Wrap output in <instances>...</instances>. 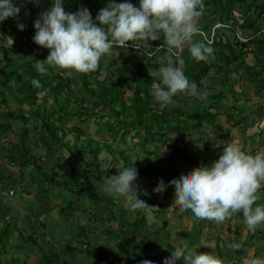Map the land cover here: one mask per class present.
I'll return each mask as SVG.
<instances>
[{
	"label": "trees",
	"instance_id": "trees-1",
	"mask_svg": "<svg viewBox=\"0 0 264 264\" xmlns=\"http://www.w3.org/2000/svg\"><path fill=\"white\" fill-rule=\"evenodd\" d=\"M81 1H86L88 4L87 8L93 20H95L98 10L105 7L109 2V0ZM128 1L135 6H139V0ZM113 2L120 3L124 2V0H113ZM64 3H68V0H63L64 10L73 12V10L65 7ZM203 3L204 10L199 18L200 33L196 39L208 40L212 36L211 46L214 52L207 61L202 62H197L192 59L187 48H185L182 54L185 75L190 81L196 83L200 93L204 89L209 90L207 95H202L203 97L195 96V98H198V102L200 101L198 106H186L184 100L192 98L182 95L174 97L175 104L163 106L154 100L151 95L152 88L146 87L141 89L139 87L141 85L137 84L134 78L128 74L130 68L135 73L145 74L146 72L151 73L157 71L162 63L167 64L169 59L170 55L164 51H159L149 58L141 51H136L129 47L127 49H114L112 56L102 58L99 68L89 74L68 73L55 68H48L47 74L42 75L36 71L35 65L37 60H44V58H38L34 62L32 60L26 62L24 66L25 70L22 73L19 70H15L12 76L15 78L14 84L18 85L16 86L17 98L14 100L17 107H15V110L8 112L9 119L11 121L12 119L15 120L12 122H16L18 120L14 117L17 114L16 112H26L20 109L19 105L27 103L28 106L32 107L28 110L31 118H26L24 115L19 116V118L24 124L30 125L32 129L25 130L21 141L23 137H27L34 130L37 134H43L49 138L51 148L55 153L59 154L60 158H63L61 152L63 148H73L77 161L73 165L69 164L67 170H65V174L69 176L68 181H73L75 184L69 189L65 187V190L70 192L74 198H80L83 182L84 184L90 185V179L94 175L97 178L107 172L117 175L116 168L111 166L114 163H121L120 170L123 167H132L131 155L126 154V152H141L144 155L152 157V160L145 162L146 165L144 168H140L142 178L138 176L133 183L137 186L138 199L149 203V206L153 207L150 212L132 210L134 216H136L135 221L132 223L136 228L144 227L148 216L154 218L159 217L161 228L156 231V235L159 231L168 227L163 200L171 196H169L168 187H166L165 191L160 193L157 200L151 199L148 193L147 195L143 194L147 192L142 187L143 180L147 181V185L156 187L158 181L161 179L163 181L166 180L169 184L171 180L178 179L183 173L195 167L211 166L209 162L210 158H208L209 153H217L223 149L222 146L216 147L215 145L225 140L232 142L233 138L231 137L230 128H242L246 120V115L244 114H240L237 116L238 118H235L228 113L229 110H233L238 114L237 110L244 108L243 106L240 108L235 106L238 95L233 90V86H226L228 85L230 75L232 72L241 74L245 70L246 73H250L254 84H261L264 81V23H262V20H264V0H203ZM34 4L33 2L29 5L31 8L30 12L31 14H38L36 8L33 6ZM18 21L16 18L15 22ZM8 22L13 23V27L17 29V26L14 25L13 18L6 19L5 23L9 24ZM218 24H221L220 27L215 28ZM225 31L227 32L226 34ZM157 43L163 44L162 36L157 41H149L146 45L147 51L152 52L153 46ZM247 59H253L255 66H248ZM252 68L253 70L251 71L253 72L250 71ZM34 81H38L39 83L36 84ZM208 81L212 82L213 85L208 84ZM72 86H79L78 94L75 95L73 93ZM255 87L258 88L256 90L258 93H262L264 90L263 85ZM45 90L53 98V106L50 110L41 107V105L36 107L38 93L44 92ZM127 92H130L129 96ZM0 98H2V101L6 99L1 93ZM228 99L234 102L232 107L227 106L229 105ZM54 108L55 113L52 111ZM73 108H75V111H73ZM221 113H226V117L230 119V124L228 122L230 128H225L223 123H220L219 116ZM70 115L76 116L79 122L78 124H72L71 129L64 126L66 118ZM87 121L89 123L93 121L97 125L96 133L106 135V140L102 142L97 141L87 134L84 138L85 140L83 139L80 145L77 146L83 133H86L88 128L86 126ZM10 124V121H7L5 124H0V130L3 134L10 131ZM67 131L74 133L75 143L73 147H70L65 142ZM175 137H179L181 140H175ZM109 140L112 143L124 145L125 149H115L108 142ZM128 140L135 141V143L128 144ZM83 142H85V145L82 144ZM198 144H202V149L198 148ZM135 148H137L136 151ZM23 150L26 156L31 152L29 147L27 150L26 148ZM164 150H166L169 160L162 158V152ZM107 156L108 158H106ZM30 160H32L34 166L40 167L37 164L36 158L33 157ZM24 161V166L29 164L28 159ZM167 161L177 164L178 168L183 165L184 167L180 168L181 171L177 173V170L175 168L173 169ZM106 163H108V166L105 168ZM52 173H46L44 180L49 185L63 188L67 180L59 182V174L55 171ZM0 180H3V178ZM29 183L33 184V182ZM2 191L7 190L6 188L5 190L0 188V193ZM11 191L14 192V190ZM45 191L46 189H42L41 192L44 194L48 192ZM259 192H264V187ZM0 196L2 195L0 194ZM259 197L260 199L256 203L264 205L263 196L259 195ZM42 199L44 202H50L48 198ZM70 208L71 203L64 208H60V212L66 213V211L71 210ZM236 220L244 221L242 213L234 214L233 217L225 220V222H228L229 225ZM10 225H4L3 234L5 235V239H0V253L4 251L2 247L4 244L3 240L9 242L14 231L19 230V234L23 235L20 229L15 230L13 227V230H10ZM78 227L75 231V239L80 240V243H77L84 246V248H77L79 249L78 253L81 255L77 258V263L75 261L72 262L74 264H100L104 262L105 255L111 252L102 254L99 253L100 248L96 247L93 248L96 251H90L89 247L91 242L87 234H94V232H87L84 225ZM107 231L109 233L110 229ZM254 231L257 233V237L264 239V226ZM33 235L35 234L32 233L21 237L22 248H26L29 252L32 250L31 247L40 250L42 254L40 263L36 261L35 264H70L71 260H67V256H61V258L57 253L53 252V249L44 253L45 250L41 246L42 242L37 236L35 239ZM125 240L123 237L119 238L118 250L113 254V256L116 255L114 259L117 264H142V261H150L161 257V254L157 255L159 252L155 253L152 249L153 247L154 249L160 247L159 244H161L159 241L158 244L157 241L155 243V238L144 240L141 248L135 246L136 249H131V245H128V249L121 250V246ZM220 240L221 238L219 237L217 242H220ZM238 242L239 238L237 236L234 243L238 244ZM262 244L263 247L258 249V254H254V257L264 256V241ZM219 250L218 253L220 254L221 250ZM78 253L76 256H78ZM233 256L236 258V262H241L242 264L243 260L238 259V257L240 258L239 251H232V256L230 257ZM91 258L96 260H92L93 262L91 261L92 263H89Z\"/></svg>",
	"mask_w": 264,
	"mask_h": 264
},
{
	"label": "clouds",
	"instance_id": "clouds-1",
	"mask_svg": "<svg viewBox=\"0 0 264 264\" xmlns=\"http://www.w3.org/2000/svg\"><path fill=\"white\" fill-rule=\"evenodd\" d=\"M203 10V0H139L138 7L128 0L120 3L109 0L93 20L83 6L76 12H67L63 0H52L50 9L40 13L33 23V42L49 50L46 59L37 60L35 69L42 75L47 74L48 68L89 74L99 68L102 58L111 57L114 49H127L129 44L141 48L162 36L163 44L156 48L166 46L171 55L167 64L162 63L150 73L157 81L151 92L154 100L169 106L176 103L177 96H202L204 93L198 91L196 83L185 75L182 54L187 48L192 59L202 62L214 52L211 40L196 39ZM19 12L20 6L14 0H0V22L18 18ZM16 26L20 31L25 27L19 22ZM11 44L13 47L8 48L17 50L14 42ZM198 146L202 149V144ZM215 146H222L223 153L211 166L195 167L169 182L175 190L173 202L190 210L198 220L222 223L233 214L242 213L249 230L264 226V205L256 203L260 199L258 192L264 187V150L248 153L237 142L221 141ZM137 177L134 167H123L117 175L105 178L107 191L124 198L133 210L150 212L153 206L138 199L133 183ZM166 187L161 179L153 192L163 193ZM230 247L240 249L239 244ZM178 260L183 264H222L214 253L183 246L172 250L162 264H175ZM142 264L151 262L145 260ZM250 264H264V257L253 258Z\"/></svg>",
	"mask_w": 264,
	"mask_h": 264
},
{
	"label": "rangeland",
	"instance_id": "rangeland-1",
	"mask_svg": "<svg viewBox=\"0 0 264 264\" xmlns=\"http://www.w3.org/2000/svg\"><path fill=\"white\" fill-rule=\"evenodd\" d=\"M83 2L84 1L80 0V4L78 6L81 7L83 5ZM262 23H264V20H262ZM226 33L227 32L225 31V34ZM7 38L9 39V37ZM10 42L9 41L5 42L2 39V37H0V45L5 44V48H4L5 51H6V48L13 47ZM15 48L18 50L17 46ZM19 49H21V47ZM41 50L42 49L39 50V53L41 52ZM11 51L13 50H10L9 54L11 53ZM26 53L29 54L28 52ZM45 53H49V52H44L42 54H45ZM44 59H46L45 55H44ZM247 61L250 62V59H247ZM128 74L132 78H134L137 84L141 85L139 86L141 89H144L146 87H150L153 89V87L157 83V81L154 78H152L150 76V73L148 72H146L145 74L135 73L133 69L130 68L128 71ZM208 84H212V82L208 81ZM16 86L18 85L14 84L13 86H7V87L0 86V92L2 96L6 97V99L12 103L11 108L13 110H15L14 100L17 98ZM78 89H79V86H72V91L75 95L78 94ZM208 92H209L208 89L206 90L204 89L202 93H204V95L205 94L207 95ZM49 94L50 93H48L47 90H45L44 92L38 93L37 95L38 100L36 101V104L41 105V107H44L50 110V108H52L53 106V98ZM127 95L129 96L130 92H127ZM191 98L192 99L187 98L186 100H184L185 105L191 106V107L198 106L200 103V101L198 102V98H195V97H191ZM239 98L240 97H238L237 99ZM30 108L32 107L31 106L28 107L25 104H23V106L20 105V109L25 110V111L29 110ZM52 111H54L55 113V108ZM73 111H75V108H73ZM16 113L17 114L14 117L18 119L17 122H12L15 120L12 119L11 121L8 117L4 121V123H2V124H5L7 121L11 122L10 131L6 133V138H5L6 140L3 139V141L4 140L6 141V143L4 144L1 142V139L5 134H3V132H1L0 130V153H1L0 161L1 159H3L4 161L3 165L0 166V179L3 178L4 185H7V187H12L14 189H17L13 195H7L3 197L0 196V198H2L1 206L5 208L2 211H0V221L1 220L5 221L3 224L0 223V239H3L5 237V235L3 234L4 227H5L4 225L9 224L11 222L13 223H11L10 225V228H11L10 230H13V224L18 225L21 232L22 231L24 232L22 236L24 237L28 235V226L30 223H33L32 218L29 217V215L28 216L24 215V212L28 210L34 216L35 218L34 222L36 223L37 221L36 225H38L39 223L41 224V226L39 227L37 237L44 235V237H46V241L49 240V242L51 243L50 251L53 249V252L57 253L59 257H61L60 254L63 250V247L72 248L75 246L76 249L78 247H80V249L84 248V246H81L80 244L77 243V242L80 243V240L78 241L75 239L76 228L77 226L81 227V225H84L87 232H90V231L94 232V234H91V233L87 234L90 237V242H91V245L89 247L90 251L92 252L96 251L93 249L94 247H96V248H100L99 253L107 254L109 251L111 252L108 255H105L106 258L104 262L100 264H110V263L117 264V262L114 259L116 258V255L113 256V254H115L114 252H117L118 250L117 246L119 245V238L121 237L126 239L121 246L122 248L121 250H124L127 245H132L131 249H134V248L136 249L135 246L141 248L144 240L146 239L151 240L157 237L155 235V232H156L155 229H160L161 224L159 223L158 227L155 228L154 225L158 224L156 219L152 218L151 216H148L145 221V226L136 228V226L133 225L132 223L133 221H135V218H136V216H134L133 214V211H132L133 209L129 206L128 203L125 202L124 198L107 191V183L105 181V178L114 176L113 173L107 172L101 175V177L99 178H97L96 175H94V177L90 179L91 181L90 185H87L86 183L84 184V182L81 181L83 182V184H82V188L80 191V198H77V197L74 198V196L70 194V192L66 191L65 187L69 189L73 187L75 184L73 181H68L69 176H66L65 174L66 173L65 170H67L69 164L73 165L74 162L77 161L76 156L74 155L73 148L72 149L63 148V150L61 151L63 158H60L59 154L55 153L53 149L48 145L49 138L43 134H39L38 138H36L33 135H28L27 137H23L21 141V137L23 135V133H21L23 128L21 127L23 126L24 128H28V129H32V127L28 124H24L23 122H21L19 116L24 115L26 118H29V119L31 118V116L27 112L21 113L17 111ZM219 120L224 124L226 128H229L228 124H226L223 120H221V118ZM74 123L78 124L79 123L78 119L76 116L70 115L69 117L66 118V123L64 124V126L66 128L71 129L72 124ZM86 126H88L86 133H83L81 139H79L78 141L77 146L80 145L81 141L87 136V134L93 137L97 141L102 142L106 140V135L96 133L95 130H96L97 125L93 121L90 123L89 121H87ZM235 129L237 131L241 130V128H235ZM12 134L17 136V139L9 140L8 138ZM8 141L11 142L10 145H8ZM65 142H67V144L70 147L74 146L75 138H74L73 132L67 131ZM108 142H110L115 149L117 148L125 149V146L122 144L112 143L111 140H109ZM132 142L135 143V141L128 140V144H133ZM82 144L85 145V142H83ZM11 146H14L13 153L15 152L16 149L22 150L26 148L27 150L28 147L30 148L31 152L27 156L25 154H23L22 156L18 154L15 156L16 159H13V157L10 156L9 154ZM44 147L46 148V152L44 150L45 149ZM198 148L200 147L198 146ZM136 150L137 148H135V151ZM40 153L44 155L42 157L43 158L42 162L39 161V157H38V156H42L40 155ZM126 154L131 155V161H132L131 165L137 170L139 178H142L140 174L141 173L140 168L141 167L144 168L146 165L145 162L152 160V157L144 155L141 152H138V153H135V152L127 153L126 152ZM209 154H210V157H213L214 155V153H209ZM101 156L103 157V155ZM31 157L38 158L37 164L38 166H40L39 168L34 166V164L32 163V160H30L32 159ZM106 158H108V156ZM162 158H164V160H169L168 159L169 157H167L166 150L162 152ZM25 159L29 160V164H26L24 166L23 163H25L24 161ZM66 160H69V161H66ZM170 165L174 166L177 172L178 171L180 172L181 170L180 168H183L182 166L178 168L177 164H174L172 162ZM107 166H108V163H106L104 167L106 168ZM111 166H113V168H116V171L118 173L120 170L121 163L120 162L114 163ZM12 168L17 169L19 173L15 174L14 171L10 170ZM54 171L59 174V177H58L59 182L67 180L63 188L57 187L55 185H49L44 180V175L46 173L53 174L52 172ZM9 179H11L12 182H9ZM16 180H19L20 184L21 183L24 184L25 188L20 189V186H16L15 184H13ZM103 181L105 182L103 183ZM29 182H33V184L25 185V183H29ZM147 184H148L147 181L143 180L142 187L144 188V190L147 191L151 199L157 200L159 198L160 193H154L153 189L155 188V186L151 187ZM165 184H167L166 181H165ZM170 187L172 188V189L170 188V192L174 195V191H173L174 187L173 186H170ZM42 189L44 190L46 189V191L48 192L44 194L43 192H41ZM25 192H29V193L25 194ZM42 198H48L49 201L52 202V203L47 202V201L44 202L43 200L46 210H43V207L42 205H40V203L38 205L36 204V202H38ZM69 203H71V208H70L71 210L69 211L65 210L66 213H61L60 208L62 207L64 208ZM146 204L149 205V203H146ZM165 204L167 205V208H168V203H165ZM47 205L49 206V208L47 207ZM6 208L17 210V212H19L20 218H18V216H15L12 218V220H9L7 216H4L6 213ZM169 208H171V206ZM41 210L46 211L48 215L46 219L41 218L42 216L39 217L40 216L39 212ZM177 212L179 213L178 210ZM166 213H168L169 216L167 214L165 215L168 218L169 222L171 223V221L174 220L173 218L174 215L170 213H175V210L169 211L168 209ZM184 217H186V215H184ZM36 218L38 219L36 220ZM190 220H193V219H190ZM181 221H184V220L181 219ZM181 221L176 222V223L177 224L183 223ZM202 222H203V225H205L202 229V232L205 233L210 230H214V227L211 228L207 226V223L203 220ZM25 225L27 226V229L24 228ZM213 225L215 226V228L218 227L219 230L220 229L222 230L223 237L227 235L225 238L234 237L233 230L235 227L240 229L241 232H244L245 229H242L241 227L246 226L240 220L233 221L232 229H230L229 234L227 233L224 234L227 230H229L228 222H225V221L222 223L213 222ZM109 229H110V232L108 233L107 230ZM169 230H170V227H167L166 229L160 231L158 237L159 238L165 237ZM169 236L170 235L168 234V237ZM33 237L36 239V234L33 235ZM168 237L166 240H168ZM256 241H258V239ZM3 242L4 244L2 247L4 248V251H2L0 255L1 264H34L31 261V258L36 259L35 261H37L38 260L37 256L39 258V256L42 255V254H39L40 250L38 248L31 247L32 250L30 252L27 251L26 248H22L23 246L22 237L19 234V230L13 232L12 236L9 239V242L7 240H3ZM172 245H174V242ZM152 249L154 250V247ZM77 250L79 251V249ZM44 253H46V250L44 251ZM163 253H165V251L160 250V252L157 255L163 254ZM80 255L81 254L79 253H78V256L74 255L73 259L76 263L78 262L77 258ZM92 260L93 258L89 260V263ZM95 260L96 259H94L93 261ZM163 261L165 260L162 258H159L160 264H162ZM70 264H74V263L70 261ZM151 264H153V262H151Z\"/></svg>",
	"mask_w": 264,
	"mask_h": 264
},
{
	"label": "crops",
	"instance_id": "crops-1",
	"mask_svg": "<svg viewBox=\"0 0 264 264\" xmlns=\"http://www.w3.org/2000/svg\"><path fill=\"white\" fill-rule=\"evenodd\" d=\"M33 2H28V0H14V4L19 5L20 6V12H19V16H18V22L19 23H23L25 25L24 30L20 31L18 29H15L13 27V23L8 22L9 24H6L4 20L3 22H0V37H2V39L5 42H14L15 47L17 46L18 50H13L10 48H6V51L4 50V46L3 44L0 45V86H13L14 85V77L13 73L15 70H19V72L22 73L23 70H25L24 66L26 62H29L30 60H32L34 62V60H37L38 58H44L47 57L48 53L42 54L44 52H49L48 49L41 48L38 45H36L33 40L32 37L35 34V29L33 28V23L36 19H38L40 13L50 9L51 5H52V0H38V2H34L35 4L33 5L34 8H36V11L38 14H31V8L29 5H31ZM80 4V0H68V3H64L65 7L69 8V10H73V12H76L78 10V8H80L78 5ZM39 5V7H38ZM83 7L87 8L88 4L86 3V1L83 2ZM37 8H39L37 10ZM88 9V8H87ZM14 19V25L16 26L18 22H15L16 18ZM15 32V33H12ZM9 37V39L7 38ZM21 47V49H19ZM41 50V52L39 53V50ZM10 50L11 53L9 54ZM27 50V51H25ZM26 52H28L29 54H27ZM255 62L253 61V59L250 60V62H247L248 66H252ZM253 70L250 69V71ZM253 72V71H251ZM17 74V73H16ZM243 74V75H242ZM242 75V76H239ZM26 79V78H25ZM24 79V80H25ZM254 81L251 79L250 77V73H246L245 70H243V72H241V74H235V72L230 75L229 77V82H228V87L233 86V90L236 92V94L238 95V97H240L239 99H237V104H235L236 107H244L241 110H237L238 114L235 113L233 110H229L228 113L231 114L232 116H234L235 118H238L237 116L240 114H244L246 115V125L245 122L243 123L244 126H242L241 130L237 131L235 128H229L231 129V137L233 138L232 142H237L238 144L241 145L242 149L244 148L245 152L248 153H252L255 154L258 151L264 150V90L262 91V93H258L256 92V90H258L257 87L255 86H260L263 85L264 86V81L260 83H253ZM255 82H260V81H255ZM214 86H220V85H214ZM1 93V92H0ZM6 98V97H5ZM4 98V99H5ZM228 101V106L232 107L234 105V102L230 99L227 100ZM15 104V107H17V104ZM26 106H28L27 103H23ZM22 104V106H23ZM12 103L9 102L7 99L2 101V98H0V124L3 123V121H5L8 118V112L12 111L13 109L11 108ZM20 106V105H19ZM39 106L36 104V107ZM29 107V106H28ZM28 113V110L26 111ZM221 118V120H223L226 124H230V119L226 117V113H221V115L219 116V119ZM229 120V121H228ZM17 122V121H16ZM220 123H222L220 121ZM11 125V124H10ZM224 125V124H223ZM225 127V126H224ZM23 128L21 133H24L25 130H27L28 128H24L23 126L21 127ZM226 128V127H225ZM240 128V127H239ZM236 130V131H235ZM243 132V133H242ZM11 133V132H10ZM30 135H33L35 137H39L35 131L30 132ZM6 134L2 137L1 142L4 144L6 143ZM3 139H5L3 141ZM9 140H15L17 139V136L15 135H10ZM180 139L179 137H175V140ZM181 140V139H180ZM225 144H227L229 142V140H225L223 141ZM231 142V141H230ZM252 143V144H250ZM11 142L8 141V145H10ZM16 144V143H15ZM7 145V146H8ZM48 145L50 146V144L48 143ZM45 146V145H43ZM14 146L10 147V151L9 154L10 156L13 157V159H16V155H20L22 156L24 154V150H18L16 149L15 152L13 153V148ZM51 147V146H50ZM45 148V147H44ZM30 150V148H29ZM46 152V148L44 149ZM6 151V150H5ZM7 152V151H6ZM223 153V149L220 152L214 153L213 157H209L210 160V164L212 165V163L216 160H218L219 156ZM34 154V153H33ZM40 155H42L40 153ZM42 156H38L39 157V161L42 162L43 157ZM0 158H1V153H0ZM36 161L38 162V158H36ZM48 161V159H47ZM166 162V161H165ZM4 161L3 159H1L0 161V166L3 165ZM167 163L171 164V161H167ZM184 167V165L182 166ZM172 168L174 169V166H172ZM12 171L15 172V174H18L19 171H17V169H10ZM181 171V170H180ZM179 173V171L177 172ZM166 181V180H165ZM165 181L164 184H165ZM9 182H12L11 179H9ZM167 183V181H166ZM13 184H15L16 186H20V189L25 188L24 184H20L19 180H16ZM31 185V183H29ZM25 185H28V183H25ZM168 187V194H170L169 196L171 197H166L163 200V204H164V213L168 215L167 210H175V213H170L173 214V218L174 220L171 221V223L169 222L168 218L165 216L166 220H168V227H170V230L168 231V233L166 234L165 237H158L159 232L156 235L157 236L155 238V243L157 241L161 242L160 247H156L155 248V253L156 251L160 252V250H164L165 253L161 254L160 258H163L164 260L169 256V254H171L173 248H178V247H188V248H196L198 252H207V253H214L218 258L221 259L222 264H241L236 262V258L230 257L232 256V251H239V255L240 258L238 257V259L243 260L242 264H248L251 262V260L254 257V254H258L257 251H259V248L263 247V244L261 245V243H263L264 239L263 238H259L257 237V235H255V231L254 230H249L247 225L245 224L244 221H242L246 226L241 227L242 229H245L244 232H241L240 229L238 228H234V237H229V238H225L223 237V232L222 230L218 229V227L215 228V226L213 225L212 221H208V220H203L207 223V226L209 227H214V230H210L208 232H202V229L205 225H203L202 220H198L196 219L192 212L190 210L186 211L184 209H181L179 206H177L174 202V195L170 192V186L168 183L165 184ZM27 187V186H26ZM0 188H3V190H14V193L16 192L17 189H14L12 187H7V185H4V180H0ZM172 189V188H171ZM175 193V190H173ZM23 192V191H21ZM28 194L29 192H25V194ZM258 195H262L264 198V192H258ZM2 198H0V211H2L3 208L2 205ZM36 200V199H35ZM40 203V205H42L43 210H46L45 205L43 203V199H40L38 202H36V204L38 205ZM165 203H168V208L167 205ZM171 206V208H169ZM48 207V206H47ZM181 209V210H179ZM177 210L179 211V213L177 212ZM40 216L43 219H46V217L48 216L46 211H40ZM24 215H29V217L32 218L33 223H30L28 226V234H36V236L38 235V231H39V227L41 226V224L39 223L38 225H36V223L34 222V216L32 215V213L28 210L26 212H24ZM184 215H186V217H184ZM4 216H7L9 218V220H12L13 217L18 216L19 217V212H17V210L15 209H9L6 208V213ZM169 216V215H168ZM234 216V214H233ZM232 216V217H233ZM38 217V218H39ZM152 217V216H151ZM36 218V220L38 219ZM154 218V217H152ZM193 220H190V219ZM157 220L158 224L154 225L155 228L158 227L160 221V218H154ZM172 219V218H171ZM181 219H183L184 221H181ZM150 221V220H149ZM183 222L180 224H177L176 222ZM5 221L1 220L0 223L3 224ZM13 223V222H11ZM9 223V224H11ZM170 223V224H169ZM13 227L15 230L19 229L18 225H14ZM25 229H27V226H24ZM195 228V229H194ZM228 229L224 234H229L230 229H232V222L228 225ZM156 231L158 229H155ZM23 232V231H22ZM21 232V233H22ZM24 233V232H23ZM231 233V232H230ZM238 233V235H237ZM168 234L170 235L168 237ZM255 235V236H254ZM22 236V235H20ZM238 236L239 238V242L238 244L240 245V249L239 250H233L230 245L235 244V238ZM49 237V235H48ZM168 237V240H166ZM221 238L220 242H217L218 238ZM40 239L41 246L44 250L48 251L50 250L51 247V243L49 242V240L46 241V237H44V235H41L40 237H37ZM171 239V240H170ZM258 239V241H256ZM72 240V239H71ZM174 242V245H172ZM172 243V244H171ZM207 245H211L212 247H209ZM168 246V249H167ZM129 246L127 245L126 248H128ZM163 248V249H162ZM221 250V253H218V250ZM125 250V249H124ZM219 250V251H220ZM78 252V250L74 247L72 248H67V247H63V250L61 252V256L62 257H66L67 256V260H71L74 261L73 257L74 255H76ZM262 252V251H261ZM41 254V252H40ZM1 255V253H0ZM40 257L41 255L37 256V261L40 263ZM230 257V258H229ZM264 257V256H263ZM36 259L31 258V261L35 264ZM150 262H153V264H160L159 263V258H156L154 260H151ZM175 264H183L182 260H178L175 262Z\"/></svg>",
	"mask_w": 264,
	"mask_h": 264
},
{
	"label": "built area",
	"instance_id": "built-area-1",
	"mask_svg": "<svg viewBox=\"0 0 264 264\" xmlns=\"http://www.w3.org/2000/svg\"><path fill=\"white\" fill-rule=\"evenodd\" d=\"M220 25H221V24L216 25L215 28L220 27ZM208 40H212V36H210V37L208 38ZM240 40L244 41L243 39H240ZM135 43H137V42H135ZM161 45H162L161 43H157L155 46H153V51H152V52L147 51V46H146V45L143 46V47H141V48H135V47L133 48V47L129 44V48H131V49H133V50H136V51H141L143 54L147 55L149 58L152 57V56H154V55H155L156 53H158L159 51H164V52H166L167 54L171 55V53H169V52L166 50V46H165L164 49H159V50H158V49L156 48V47H160ZM0 194H1L2 196H7V195H13L14 192L11 191V190H7V191H2Z\"/></svg>",
	"mask_w": 264,
	"mask_h": 264
}]
</instances>
